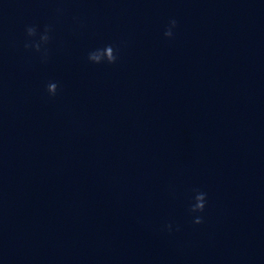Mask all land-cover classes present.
I'll use <instances>...</instances> for the list:
<instances>
[{
  "label": "clouds",
  "instance_id": "clouds-1",
  "mask_svg": "<svg viewBox=\"0 0 264 264\" xmlns=\"http://www.w3.org/2000/svg\"><path fill=\"white\" fill-rule=\"evenodd\" d=\"M59 11V10H58ZM178 26V22L176 19H170L168 26L164 31L165 38H173L174 29ZM52 31L51 26H45L42 33L39 34V40H35L34 38L38 35V29L34 25H28L25 28L26 39L24 43L25 49H33L36 52L42 51V46H45L50 41L51 37L49 33ZM47 58V48H43L42 60H46ZM88 61L93 64H115L118 60V50L115 49L112 45H105L102 48H97L88 53L87 57ZM58 91V84L56 82H49L47 84V92L50 96H55ZM194 196L192 197L193 202L190 204L188 211L190 214L194 216L193 223L194 224H202L204 222V218L202 214L205 211L207 204V193L200 191L199 189H194ZM169 231H171L172 225L168 224L165 226ZM179 230V229H177Z\"/></svg>",
  "mask_w": 264,
  "mask_h": 264
}]
</instances>
